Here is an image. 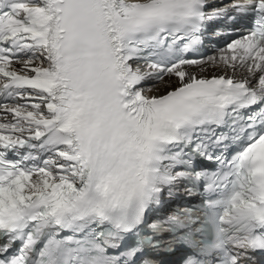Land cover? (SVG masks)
Segmentation results:
<instances>
[{
  "label": "snow or ice",
  "instance_id": "snow-or-ice-1",
  "mask_svg": "<svg viewBox=\"0 0 264 264\" xmlns=\"http://www.w3.org/2000/svg\"><path fill=\"white\" fill-rule=\"evenodd\" d=\"M215 4L0 0V264H154L141 227L184 181L220 198L211 240L193 209L164 221L182 264H264V0ZM230 11L245 34L187 58Z\"/></svg>",
  "mask_w": 264,
  "mask_h": 264
},
{
  "label": "bare ground",
  "instance_id": "bare-ground-1",
  "mask_svg": "<svg viewBox=\"0 0 264 264\" xmlns=\"http://www.w3.org/2000/svg\"><path fill=\"white\" fill-rule=\"evenodd\" d=\"M219 53H213L211 56H218ZM207 60V59H206ZM211 67V66H209ZM189 71H192V72H195L196 74H199L198 72V69H189ZM213 74L212 71H205L203 73L204 76L206 77H211V75ZM246 73H244L243 70H238L237 73L235 74L236 75V78H239L241 77L242 75H245ZM166 80H168V77H165ZM150 84L145 87V91H146V94H149V95H152V94H159L160 92H163L165 89H164V86L160 84V82H155L153 83L152 81L149 82ZM171 83H175V78L173 77L172 80H171ZM151 90V91H148V90Z\"/></svg>",
  "mask_w": 264,
  "mask_h": 264
}]
</instances>
